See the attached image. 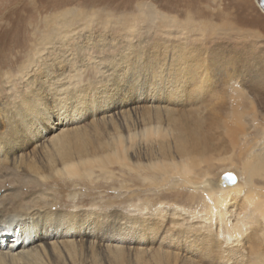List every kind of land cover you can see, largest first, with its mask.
<instances>
[{
	"label": "rangeland",
	"instance_id": "rangeland-1",
	"mask_svg": "<svg viewBox=\"0 0 264 264\" xmlns=\"http://www.w3.org/2000/svg\"><path fill=\"white\" fill-rule=\"evenodd\" d=\"M66 15L76 18L70 22L74 27L82 28L83 25L84 28L77 35L73 34L74 30L65 34L69 41H63V46L70 52L64 57L69 60L64 69L51 76L54 78L63 74L59 82L62 85L60 91L80 92L74 99L70 96L63 98L67 108H76L72 112L73 116L80 112L78 120L84 119L86 123L95 119L96 115H83L90 108L104 104L97 101L93 104L87 99L95 97L99 100L108 99L110 104L114 102L108 95L114 90L120 75L135 90L147 92L144 87L139 88L133 84V69L127 62L118 64L121 70L117 75L115 71L107 76L108 89L101 87L100 71L104 64H113L124 57L148 59V62H152L149 74L154 77L160 71L153 68L158 65L163 67L162 62L169 61V50L173 49L178 54H187L198 70L197 76L203 78L206 75L210 81L207 87L197 84L195 89L192 82L188 78L186 80L187 72L178 74V79L184 78L183 82L178 80L181 87L176 93H179L182 101L179 104H197L198 107L195 113H189L187 107L173 106L172 115L178 118L184 115L185 129L195 133L194 140L201 141L211 135L214 143L213 151L206 155L205 163L195 167L193 173H182L179 168L180 173L177 175L172 174L169 180L159 181L160 193L171 194L165 200L161 198L157 202L152 198L150 192L156 187L154 181L147 177L148 174L142 173L141 176L128 167L129 161L134 162L131 159H125L128 164L122 161L123 166L117 164L104 171L94 170L90 175H81V178L61 177L42 182L47 192L54 194L58 201L61 199L59 205L67 210L71 209V202L66 197L74 195L75 211L93 221V224L90 223V231L95 236L105 232L113 236L108 244L120 246L112 251L120 254L123 262L130 259L136 264H155L157 261L166 264L165 260L172 262L167 264H253L259 260L260 264H264V254L263 257L256 255V252L264 253V215L255 213L242 219L237 227L225 228L224 219H228L231 214H214L215 211L203 199L201 191L191 189L184 181L185 176H190L194 181L206 176L214 185L220 173L226 171H231L235 177H242L246 152L261 146L260 142L264 141V14L255 1L0 0L1 98L18 89L13 86L19 85L21 66L32 52H38L39 48L48 46L50 42H54L50 43L51 46L58 42L59 35L52 28L58 22L59 26L64 25L66 22L61 18ZM132 47L136 48L133 50ZM175 71L169 77L175 76ZM250 71L255 78L246 82L245 75ZM165 74L159 73L162 77ZM92 81L97 86L96 92L90 91ZM151 89L162 91L156 82ZM138 95L144 96L142 93ZM195 117L200 120L199 124L187 121ZM195 174L199 175L195 177ZM2 180L0 178V193L3 189L15 186L12 182ZM249 182L251 184H248L247 189L251 190V195L259 197L264 203V173L252 176ZM131 192L133 196L128 199ZM238 201L236 207H242L243 202ZM243 201L248 202L247 199ZM155 207H160L159 212L165 215L163 221L157 224L150 217ZM129 224L134 233L127 232L125 227ZM143 225L152 227L153 232L143 235ZM159 227H165L164 231H156ZM186 234H190L189 240ZM158 236H162L160 240ZM99 239H94L92 243L94 247L91 246V250L94 253L98 252ZM135 247L141 250L137 251ZM144 248L149 249L145 251ZM155 251L160 252L157 255ZM163 252L169 259H166ZM174 252L178 253V262ZM144 255L148 261L145 257L141 258ZM156 256L163 258L159 260ZM139 259L144 263H140Z\"/></svg>",
	"mask_w": 264,
	"mask_h": 264
},
{
	"label": "bare ground",
	"instance_id": "bare-ground-1",
	"mask_svg": "<svg viewBox=\"0 0 264 264\" xmlns=\"http://www.w3.org/2000/svg\"><path fill=\"white\" fill-rule=\"evenodd\" d=\"M254 1L264 14L262 0ZM71 19L76 18L69 15L61 18L66 23L59 26L58 22V25L52 28L53 32L59 35L58 42L52 46L50 43L54 42H50L46 47L41 49L38 47V52H32L21 66L22 75L20 74L19 85L13 86L18 89H14L13 93L8 96L0 97V178L15 184V186L3 189L0 193V264H136L133 262L134 260L130 259H128L130 262L128 260L123 262L120 254L113 253L112 250L118 249L120 246L108 244L113 238L108 232L95 236L90 231V223L93 224V221L75 211L74 195L66 197V200L71 202V209L67 210L59 205L61 199L58 201L54 194L47 192L48 190L45 189L42 182L46 183L50 179L61 177L80 176L81 178V175H90L94 170L104 171L117 164L123 166L122 161L131 159L134 162L130 163L129 161L128 164L125 160L124 164H128V167L139 172V175L146 173L147 177L152 178L156 187L150 194L158 202L161 198L165 200V197L171 195L160 193L159 181L169 180L168 177L172 174L180 173L179 168L182 169V173L192 172L195 167L205 163L206 155L213 151L214 141L210 138L211 135L201 141L194 140L195 133L187 132L185 129L184 115L181 118L172 115L173 106L187 107L189 113H195L198 107L197 104H179L182 101L179 93H176L181 87L178 80L183 82L184 78L178 79V74L187 72L186 80L188 78L194 88L197 84L207 87L210 81L206 75L203 78L197 76L198 70L195 69L194 63H191L187 54L184 52L178 54L173 49L169 50V61L162 62L161 66L163 67H159L156 63L158 66L153 68L160 72H166L164 77L159 75L160 72L154 77L149 74L152 62H148V59L124 57L125 59L113 61V64H104L100 71L102 73L101 87L108 89L107 76L115 71L117 75L121 70L118 64L127 62L133 69V84L139 88L144 87L147 92L135 90L120 75L114 90H111L108 95L109 99L112 97L114 102L110 104L108 99L99 100L95 97L87 99L93 104H96L95 101L104 104L90 108L89 112L83 115V117L96 115L95 119L86 123L84 119L78 120L80 112L73 116L72 112L76 108L74 106L67 108L63 104L65 101L63 98L70 96L74 99L75 96H79L80 92L60 91L62 85L59 82L63 74L54 78L51 76V74L54 75L64 69L69 60L64 57L70 52L63 46V41H69L65 34H70L74 30L73 34L77 35L84 28L83 25L82 28L74 27L70 23ZM63 35L66 37L64 40ZM75 41L76 38L72 40V45ZM133 48L136 47L131 49ZM45 60H47L46 63ZM198 63L200 62L198 61ZM173 71L176 75L169 77ZM251 72L245 75L246 82L255 78ZM155 82L162 91L151 89ZM89 88L91 92L97 91L95 81L91 82ZM104 90L108 93L106 89ZM139 93L144 96L138 95ZM79 99L83 100L82 97ZM57 103L60 105V114H57L56 111ZM65 111H69V114L63 116ZM197 117L193 120L187 119V121L199 124L200 120ZM260 145L248 149L242 164L244 176H236L234 183H223L221 174L225 172L220 173L221 176L219 175L215 180L214 185L208 181L206 176H201L198 181L192 180L189 178L190 176H185L184 181L191 189L201 191L203 199L215 211L214 214L222 215L223 212L231 214L228 219H224L225 228L237 227L246 216L255 213L264 215L262 199L254 197L253 194L251 195V190L247 189L252 176H260L264 173V141L260 142ZM198 175L195 174V177ZM132 196L131 192L127 198L130 199ZM245 199L248 202H244ZM238 200L243 202L242 207H236ZM157 207L153 208V213H150V217L156 224L165 218V215L163 216L158 210L160 207L158 209ZM151 210L152 208H150ZM162 212L164 213V211ZM90 216L92 217V215ZM217 218L221 219L222 217ZM125 228L128 233H134L130 224ZM142 229L143 235L153 232L152 227L148 225H143ZM162 229L159 227L156 231L160 232ZM156 231H154V235H156ZM98 237H100L99 249L94 253L91 246L94 247V239ZM161 237L158 236V240ZM187 237L189 240L190 234ZM258 244L259 242H257ZM146 249L148 251L149 248ZM146 249L144 248L145 251ZM153 249L152 251H154ZM159 252L155 251L154 253ZM148 254L150 255V252ZM177 254L174 252L176 260ZM257 254L264 253L256 252ZM138 255H140L139 252ZM163 255L166 257L165 253ZM143 257L145 255L141 258ZM157 258L159 259L158 256H156ZM166 259L169 258L166 257ZM141 262L144 263L143 260H140ZM165 262L167 264L171 261L165 260ZM260 262L255 260L253 264H260Z\"/></svg>",
	"mask_w": 264,
	"mask_h": 264
},
{
	"label": "water",
	"instance_id": "water-1",
	"mask_svg": "<svg viewBox=\"0 0 264 264\" xmlns=\"http://www.w3.org/2000/svg\"><path fill=\"white\" fill-rule=\"evenodd\" d=\"M222 180L224 184H227V183L230 184V183H234L236 181V178L234 174L231 173V171H228L223 174Z\"/></svg>",
	"mask_w": 264,
	"mask_h": 264
},
{
	"label": "snow or ice",
	"instance_id": "snow-or-ice-1",
	"mask_svg": "<svg viewBox=\"0 0 264 264\" xmlns=\"http://www.w3.org/2000/svg\"><path fill=\"white\" fill-rule=\"evenodd\" d=\"M59 108H60V105H59V103H57V105H56L57 114H60ZM68 114H69V111H65L62 115L65 116V115H68Z\"/></svg>",
	"mask_w": 264,
	"mask_h": 264
},
{
	"label": "flooded vegetation",
	"instance_id": "flooded-vegetation-1",
	"mask_svg": "<svg viewBox=\"0 0 264 264\" xmlns=\"http://www.w3.org/2000/svg\"><path fill=\"white\" fill-rule=\"evenodd\" d=\"M263 4H264V0H262ZM264 6V5H263Z\"/></svg>",
	"mask_w": 264,
	"mask_h": 264
}]
</instances>
